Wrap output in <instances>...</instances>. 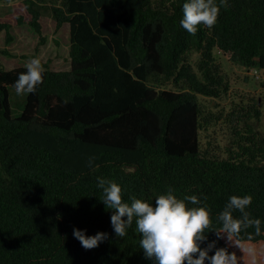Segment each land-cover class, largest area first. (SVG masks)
<instances>
[{
    "label": "trees",
    "instance_id": "trees-1",
    "mask_svg": "<svg viewBox=\"0 0 264 264\" xmlns=\"http://www.w3.org/2000/svg\"><path fill=\"white\" fill-rule=\"evenodd\" d=\"M15 2L0 17L6 43L23 25L44 42L48 11L58 31L70 26L72 63L45 68L17 117L10 87L27 69L0 67V264H156L140 247L135 220L115 235L97 177L120 185L127 203L154 205L169 189L179 199L197 196L200 204L188 206H207L212 219L201 248L215 243L209 256L225 248L238 264H264V138L236 130L226 156L204 149L201 134L222 113L207 114L199 99L229 91L215 51L264 71V0H228L217 23L195 35L180 24L187 0H0ZM262 115L254 105L226 120L235 126ZM233 195L252 196L246 211L261 221L259 235L251 227L233 241L216 233ZM74 229L108 239L86 250Z\"/></svg>",
    "mask_w": 264,
    "mask_h": 264
},
{
    "label": "clouds",
    "instance_id": "clouds-1",
    "mask_svg": "<svg viewBox=\"0 0 264 264\" xmlns=\"http://www.w3.org/2000/svg\"><path fill=\"white\" fill-rule=\"evenodd\" d=\"M228 7V0H187L183 4L181 27L189 34L195 35L200 25L213 27L218 21L221 8ZM25 67L27 70L18 75L14 85L17 95L34 93L44 80L45 67L39 57L32 58ZM97 181L98 188L103 190V198L100 201L106 206V210H113L111 225L115 235L124 237L127 228L131 227L135 220L136 229L142 236L140 247L144 250L146 258H154L156 264H205L206 260L210 261V264H238L236 254H229L225 248L217 249L214 255L209 256V251L215 247V243L201 248L200 244L207 238L205 231L211 227L212 219L207 206H188V203L200 204L197 196L179 199L169 189L166 194L156 198L154 205L135 197L131 198V203H127L123 200L120 185L103 177H97ZM252 200L251 195L231 196L217 217L222 223V229L216 233L220 236L227 234L228 239L233 241V236H238L242 229L251 227L259 235L261 221L250 218V213L246 211ZM234 211H239L241 216L234 218ZM73 235L86 250L94 249L108 239L107 233L99 232L87 236L85 231L80 229H74ZM242 250L255 256V250L252 248Z\"/></svg>",
    "mask_w": 264,
    "mask_h": 264
},
{
    "label": "rangeland",
    "instance_id": "rangeland-1",
    "mask_svg": "<svg viewBox=\"0 0 264 264\" xmlns=\"http://www.w3.org/2000/svg\"><path fill=\"white\" fill-rule=\"evenodd\" d=\"M15 4H0V17L5 18L13 9ZM43 34L41 36L34 32L28 25L16 27L12 30L14 40L6 43L5 33L0 34V67L14 69L25 66L32 58L39 57L45 68L53 71H64L71 69V37L70 26L65 25L61 30H57L56 22L52 14L48 11L44 13L42 20ZM4 51H6L4 53ZM225 71L226 80L229 84V91L222 94L221 98H208L200 96V102L207 114H221L219 121L213 122V126L208 132H202V144L204 149H214L211 152H218L226 156L227 149L232 145L234 138L233 131L245 134L250 128L257 137L264 138V76L251 74L259 68L248 69L247 67L231 61L218 51H215ZM192 62L197 63L196 54L191 56ZM260 76V78H257ZM166 88H173L168 85ZM28 94L17 95L16 90L10 87V103L14 117L21 115L27 104ZM257 105L263 113L260 119L247 116L246 122L239 125H231L226 120L228 114L239 113L247 115V110ZM245 110V111H243ZM210 114V115H211ZM236 128V129H235ZM250 129V130H251ZM252 135V134H250ZM209 142L211 144L209 145Z\"/></svg>",
    "mask_w": 264,
    "mask_h": 264
},
{
    "label": "built area",
    "instance_id": "built-area-1",
    "mask_svg": "<svg viewBox=\"0 0 264 264\" xmlns=\"http://www.w3.org/2000/svg\"><path fill=\"white\" fill-rule=\"evenodd\" d=\"M253 69V68H252ZM250 72H251V74H254L255 76L256 75H261L262 74V76H264V71L263 70H261V69H259V70H256V71H252V70H249ZM257 78H260V76H257Z\"/></svg>",
    "mask_w": 264,
    "mask_h": 264
}]
</instances>
